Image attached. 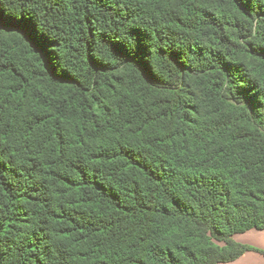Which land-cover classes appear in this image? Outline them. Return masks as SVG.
Instances as JSON below:
<instances>
[{"label": "trees", "instance_id": "1", "mask_svg": "<svg viewBox=\"0 0 264 264\" xmlns=\"http://www.w3.org/2000/svg\"><path fill=\"white\" fill-rule=\"evenodd\" d=\"M264 231V0H0V264H219Z\"/></svg>", "mask_w": 264, "mask_h": 264}, {"label": "crops", "instance_id": "2", "mask_svg": "<svg viewBox=\"0 0 264 264\" xmlns=\"http://www.w3.org/2000/svg\"><path fill=\"white\" fill-rule=\"evenodd\" d=\"M242 237L245 238H236L235 241L242 243V244H248L254 248H257L259 250L264 251V231L263 230H249L248 232L241 233ZM252 251V250H251ZM247 251L244 254H242L239 258L232 262L228 263H219V264H264V259L262 260L261 256H263L258 252H251ZM255 251V250H253ZM262 260V262L260 261Z\"/></svg>", "mask_w": 264, "mask_h": 264}, {"label": "rangeland", "instance_id": "3", "mask_svg": "<svg viewBox=\"0 0 264 264\" xmlns=\"http://www.w3.org/2000/svg\"><path fill=\"white\" fill-rule=\"evenodd\" d=\"M252 230H255V229H252ZM246 232H248V231H246ZM242 236H244V235H242V234L240 233V234H236V235H234L233 238H234V239H236L237 237H238V238H239V237H240V238H245V237H242ZM248 243H249V242H248ZM248 243H247V244H248ZM250 251H251V250H250ZM251 252L255 253V252H258V251H253V250H252ZM258 253H260V252H258ZM261 254L263 255V256H261V258H262V260H263V259H264V253H261ZM262 260H260V261L262 262Z\"/></svg>", "mask_w": 264, "mask_h": 264}]
</instances>
